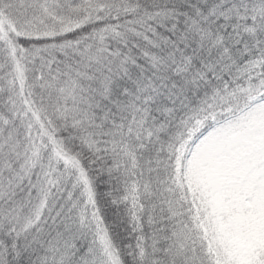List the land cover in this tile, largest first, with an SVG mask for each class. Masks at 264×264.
<instances>
[{"label": "snow or ice", "instance_id": "6c2138e0", "mask_svg": "<svg viewBox=\"0 0 264 264\" xmlns=\"http://www.w3.org/2000/svg\"><path fill=\"white\" fill-rule=\"evenodd\" d=\"M0 264H264V0H0Z\"/></svg>", "mask_w": 264, "mask_h": 264}]
</instances>
